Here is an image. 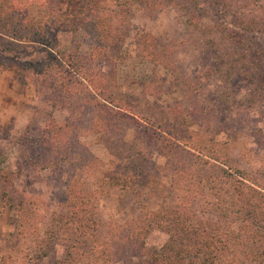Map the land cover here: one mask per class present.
Wrapping results in <instances>:
<instances>
[{"label":"trees","instance_id":"obj_1","mask_svg":"<svg viewBox=\"0 0 264 264\" xmlns=\"http://www.w3.org/2000/svg\"><path fill=\"white\" fill-rule=\"evenodd\" d=\"M77 1L0 0V33L10 38L0 47V65L16 64L43 76L82 77L79 82L88 96L79 107L92 111L89 129L98 130L102 142L108 139L107 148L118 158L105 181L137 200L145 195L146 220L128 239L145 249L144 239L151 228L168 234L161 247L130 264H264V190L249 182L247 170L227 163L221 151L207 149L203 141L190 136L193 124L181 107L168 106L169 112H162L150 106V100L145 104L129 100L117 89L115 70L116 61L125 62L128 57L123 47L133 26L131 12L139 5L149 11L169 6L182 10L188 31L207 37L214 45L217 57L209 68L219 74L220 82L239 68L238 56L245 58L244 64L261 60L259 68L264 71V56H260L264 52V0L258 5L253 0H117L115 5H108L110 0H87L90 17L75 21L94 36L97 52L93 56L100 65L114 69L108 85L103 67L98 70L80 62L67 52L68 44L60 36L70 18H75ZM134 46L140 59L176 69L173 52L155 46L150 34H141ZM254 54L258 57L252 59ZM243 70L249 72L247 78L264 82V74L245 66ZM77 107L69 105L72 113ZM75 129L70 122H49L41 136L24 139L28 163L57 168L64 180L63 210L51 214L41 239L42 255L59 242L65 254L56 264H119L103 252L100 190L89 181L101 159L80 141ZM113 134L122 135L125 149L115 147ZM64 139L69 140L66 148ZM153 147L172 168L173 189H169L173 192L168 201L163 197L161 166L153 157ZM5 163L8 157L0 153V204L15 211L17 234L24 236L25 226L31 225L29 205L25 196L4 193L7 186L14 187L17 174Z\"/></svg>","mask_w":264,"mask_h":264},{"label":"rangeland","instance_id":"obj_2","mask_svg":"<svg viewBox=\"0 0 264 264\" xmlns=\"http://www.w3.org/2000/svg\"><path fill=\"white\" fill-rule=\"evenodd\" d=\"M261 1L252 2L258 5ZM116 3L117 0L108 1V5ZM77 5L75 18H70V24L60 36L68 44L67 52L71 51L80 62L98 70L103 67L107 72L103 80L108 85L107 79L113 77L114 69H110V65H100V60L93 56L97 52L94 36L75 21L78 17H90L86 13L88 1L78 0ZM131 17L132 30L123 47L129 52L128 57L125 62L115 63L117 89L128 99L139 100L142 104L150 100V106L158 107V111L169 112L168 106L181 107L188 122L193 124L189 135L203 141L207 149L221 151L230 165L247 170L249 182L264 190V82L247 78L249 72L243 70L245 66L263 75L264 71L259 68L262 61L250 59L244 64L245 58L238 56L237 67L242 69H235L231 78L220 82L219 74L209 68L217 57L214 45L207 37L188 31L186 16L178 7L149 11L136 5ZM143 33L150 34L158 48L173 52L176 69L142 60L136 55L134 45ZM8 40L7 35L0 33V47ZM260 56H264V52ZM254 57L258 56L254 54L252 59ZM75 76L78 77L77 72ZM78 78L69 73L43 76L30 69H19L16 64L0 65V153L8 157V163L3 165L17 173L13 179L14 187L7 186L4 193L15 192L26 197L31 221V225L25 226L26 234L19 236L15 211L0 204V264H56L64 257L63 243H55L47 255H42L44 245L41 241L51 214L63 210L62 174L57 168H45L41 162L29 164L28 149L24 144L26 137L41 136L49 122L76 125L75 132H79L80 141L101 159L100 168L89 175V181L100 190L98 216L102 221L103 252L109 258L117 259L119 264H130L150 250L161 247L168 239L167 232L158 227L147 233L145 249L135 239H128L132 230L146 220L143 212L145 195L137 200L132 193L105 181L118 158L107 148L108 139L102 142L99 131L89 129L92 111L79 107L88 95L79 82L82 77ZM220 84L224 86L220 87ZM74 103L78 107L72 113L69 105ZM73 133L71 131V135ZM144 136L140 135L143 141ZM114 139L115 147L124 146L122 135ZM62 141L66 148L69 140ZM151 150L156 163L161 166L159 178L161 188L165 190L163 197L171 198L172 168L167 166V159L156 147ZM203 210L208 214L207 206H203Z\"/></svg>","mask_w":264,"mask_h":264}]
</instances>
